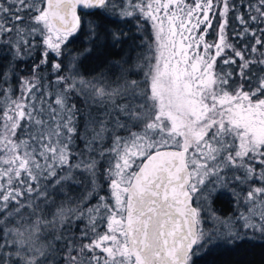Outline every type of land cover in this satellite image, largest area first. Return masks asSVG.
<instances>
[{
  "label": "snow or ice",
  "instance_id": "obj_1",
  "mask_svg": "<svg viewBox=\"0 0 264 264\" xmlns=\"http://www.w3.org/2000/svg\"><path fill=\"white\" fill-rule=\"evenodd\" d=\"M256 249L264 0H0V264Z\"/></svg>",
  "mask_w": 264,
  "mask_h": 264
},
{
  "label": "trees",
  "instance_id": "obj_2",
  "mask_svg": "<svg viewBox=\"0 0 264 264\" xmlns=\"http://www.w3.org/2000/svg\"><path fill=\"white\" fill-rule=\"evenodd\" d=\"M259 251V249L248 252L241 250L238 253L233 254L230 258L232 260H243L244 264H248V261H254L255 264H261V260L264 259V257L257 254ZM227 259H229V257H224V260ZM209 260H211V258H205V261H201L200 264H206V261ZM217 264H222V262L218 261Z\"/></svg>",
  "mask_w": 264,
  "mask_h": 264
}]
</instances>
